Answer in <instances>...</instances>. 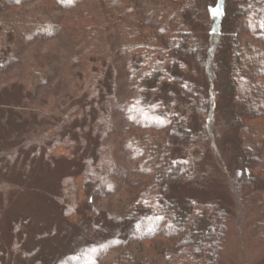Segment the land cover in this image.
<instances>
[{
  "label": "trees",
  "instance_id": "1",
  "mask_svg": "<svg viewBox=\"0 0 264 264\" xmlns=\"http://www.w3.org/2000/svg\"><path fill=\"white\" fill-rule=\"evenodd\" d=\"M32 4L36 14L29 23L10 17ZM73 5L98 10L115 30L113 41L95 47L97 81L79 79L75 72L70 77L78 82L59 76L56 84L63 89L56 100L52 84L58 66L29 51L38 39L57 33L60 24L51 17ZM78 17L80 28L90 32L95 18ZM99 23L95 27L106 32ZM262 24L264 0H0V91L8 90L15 101L8 105L0 98V125L22 137L8 148L0 144V178L9 180L10 170L23 162L24 167L37 150L45 155L72 114L76 121L66 127L77 141L52 197L73 204L81 189L96 202L122 181L117 208L106 206L107 224L93 234L81 229L68 236L74 252L54 264H221L226 208L219 199L180 192L195 179L196 142L204 140L208 127L194 128L185 109L207 122L225 76L237 137L235 163L242 172L235 186L264 183ZM116 59L121 71L112 77L106 69ZM64 68L65 63L62 74ZM49 113L58 115L50 129ZM4 187L1 183V197ZM8 224L18 228L20 222ZM23 241L12 236L8 249ZM2 247L0 254L7 253Z\"/></svg>",
  "mask_w": 264,
  "mask_h": 264
},
{
  "label": "rangeland",
  "instance_id": "2",
  "mask_svg": "<svg viewBox=\"0 0 264 264\" xmlns=\"http://www.w3.org/2000/svg\"><path fill=\"white\" fill-rule=\"evenodd\" d=\"M35 7L36 4H32L25 8L27 11L12 12L10 17L29 23L33 16L35 17ZM81 13L95 18L90 32L80 28L82 18L78 16ZM206 15L205 18L209 19L208 13ZM105 17L103 15L101 19V13L96 9L88 8L87 5H73L64 11L56 12V16L51 17L61 27L53 37L38 39L33 44L29 51L32 56H44V60L50 62L52 66H58L59 73L52 84V87L57 89L54 91L56 100L63 89L56 84L59 76H63L65 81L70 78L72 82H78L79 80L70 77V74L75 72L79 79L82 77L85 81H97L98 61L94 54L95 47L100 45L101 48L104 43L113 41L111 33L115 30L110 20ZM98 22L102 28L107 27L106 32L95 27V24L98 26ZM100 30L102 36L97 35ZM76 51L81 53L79 57L74 58L72 53ZM64 63L65 73L62 74ZM106 71L115 77L121 71L120 60H114L112 67L107 68ZM8 92L3 90L0 98L6 97L2 102L11 105L15 101L8 98L11 97ZM215 100L216 109L211 110L207 122H202L191 109H185L194 128L200 129L202 124H207L208 127L204 128L206 129L204 140L196 142L195 179L180 192L183 191L182 193L200 199H219L226 208L228 213L225 224L226 233L219 255L221 264H264V183L258 182L252 189H237L235 186L242 172L235 163L237 137L231 124L229 82L225 76L219 78L217 93L211 100L213 105ZM48 115L50 119H46V123L50 129L57 123L58 115L52 113ZM8 119L12 124V119L10 117ZM75 121L71 114L65 123L60 125L59 131L56 132L60 136L54 139L56 142L52 147L45 148V155L37 150L35 157L26 159L24 167L23 162L13 171L10 170L9 180L0 178V184L5 186L3 188L5 192L2 197L0 196V243L1 247L3 246L1 249L7 252L0 254L2 264H28L24 257L30 261L39 260L37 263L40 264H54L60 258L74 252L70 249L71 240L68 236L81 233V229H85L89 234L96 233L99 228L107 224L106 206L112 209L117 208L122 187L120 179L117 180L118 185L112 191L96 202H93L90 195L81 189H78L76 201L73 204L59 201L50 193L56 191L57 179L71 164L67 156H72L69 149L75 146L77 140L68 133L69 129L66 125L71 127ZM43 128L47 133V128L45 126ZM2 129L9 131L7 127L3 128L0 125V139H3L1 145L8 148L13 143L18 144L15 142L20 141L22 137L10 136ZM38 130L40 131V128ZM49 132L53 133L52 130ZM119 165L123 166V164ZM26 172L30 173V178H21ZM35 173L39 176H35ZM41 175L44 181L38 180ZM76 179H78L76 181L80 180L79 177ZM65 209L69 210L68 214L65 213ZM11 220L19 221V227L14 226L10 229L11 225L8 222ZM94 225L97 226L94 228ZM21 230L24 239L20 237ZM12 236H18L21 242L24 240L20 247L16 246V250L8 249ZM21 248L25 250V255L21 252ZM33 250L34 253L29 255ZM11 254L15 261H11Z\"/></svg>",
  "mask_w": 264,
  "mask_h": 264
},
{
  "label": "snow or ice",
  "instance_id": "3",
  "mask_svg": "<svg viewBox=\"0 0 264 264\" xmlns=\"http://www.w3.org/2000/svg\"><path fill=\"white\" fill-rule=\"evenodd\" d=\"M69 2H71V0H69ZM210 11L212 12L213 15L217 13V9H211ZM262 26H264V24H262Z\"/></svg>",
  "mask_w": 264,
  "mask_h": 264
}]
</instances>
